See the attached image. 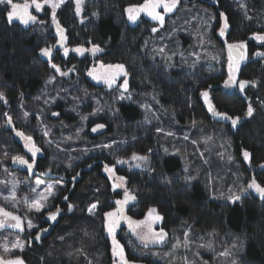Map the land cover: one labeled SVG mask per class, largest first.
<instances>
[{
  "label": "trees",
  "instance_id": "obj_1",
  "mask_svg": "<svg viewBox=\"0 0 264 264\" xmlns=\"http://www.w3.org/2000/svg\"><path fill=\"white\" fill-rule=\"evenodd\" d=\"M31 1L12 0L20 5ZM143 3L144 0H82L77 14L76 0H68L56 14L66 47L48 58L41 50H52L58 42L50 20L51 10L47 8L45 13L35 16L34 22L23 24L17 18L9 22L11 5L0 3L2 164L7 160V146L19 143L18 139V143L9 141L13 132L4 126L8 116L5 113L15 110L13 115L17 114L24 102L36 107L35 99L52 77V83L71 86L69 93L89 89L111 94L110 103L115 108L111 115L106 112L89 122V127L96 122L105 123V135L87 134L92 143L111 139L113 148L89 153L73 164L76 178L67 181V189L58 195V208L63 214L57 226L46 238L37 240L33 233L28 237L31 243L23 254L24 260L27 264L114 263L105 213L116 209V201L125 197L122 198L123 192L112 189L110 178L103 172L105 165H114L135 197L128 207L132 218L142 220L149 209L156 208L162 216L161 228L168 234L187 223L203 233L239 235L243 238L239 264H264V196L250 188L232 202L224 190L232 175H239L244 184L255 179L264 187V42L253 39L254 35H264V0H180L179 10H213L216 24L210 40L218 49L228 51L225 40L230 44H247L248 61L238 69V81L248 82L243 91L239 82L225 85L229 80L227 57L213 60L202 56L198 62L187 53L197 44L185 33L176 35L169 48L172 45V53L178 48L191 58L181 60L177 54L166 57L160 53L152 40L165 30L172 32L170 20L179 11L167 19L163 31L154 34L155 22L143 18L131 24L126 17V9ZM221 13L229 27L224 39L218 36L223 26ZM82 45H95L103 51L95 57H78L73 53L64 56L65 49ZM164 46L167 48L166 43ZM98 61L126 67L128 94H122L118 88L107 90L87 77V71ZM53 64L72 69L70 78L58 77ZM204 92L217 112L240 118L235 126L231 119L228 122L208 110ZM249 105L253 108L251 116L247 115ZM67 107L65 98L58 101L55 110L66 125H76L79 118ZM204 138L211 139L210 146L214 143L212 156L201 141ZM198 141L202 146H195ZM199 148L205 158L199 155ZM245 151L250 154L247 159ZM133 154L147 157L148 163L131 169L126 163ZM118 160L124 163H117ZM58 170L56 173L61 174L66 169ZM93 203L97 207L89 212ZM116 236L130 261L156 264L152 258L134 253L128 241L136 245V240L128 230L123 229Z\"/></svg>",
  "mask_w": 264,
  "mask_h": 264
},
{
  "label": "rangeland",
  "instance_id": "obj_2",
  "mask_svg": "<svg viewBox=\"0 0 264 264\" xmlns=\"http://www.w3.org/2000/svg\"><path fill=\"white\" fill-rule=\"evenodd\" d=\"M67 1L68 0H65V2L55 10V14H57V11L65 5ZM37 2L42 6L40 10L36 9L35 5L32 4V1L26 2L30 5L29 13L38 17L37 15L45 13V10L49 8L51 10L50 20L53 22V10L51 5L49 3H45V0H37ZM180 5V0H178L176 8L169 13H163V8L157 9V11H160L164 15V23L162 25L143 12L139 14L135 22L128 19L127 11L126 17L131 24H137L143 18L155 22L157 25L154 27L156 31H153L154 28L152 29L155 34L161 30L163 31L167 19L174 15L176 11H179L176 16L177 18L175 17L173 20H170V24L173 29L172 32L165 30L160 33L161 36L157 37V35L155 39L152 40L153 46L158 48L159 52L164 54V56L169 57L171 55L173 57L177 54L181 60H188L191 58L189 55H192L198 62H200V60L203 59L202 56L215 60L223 55L224 57H227V67L229 69V52L218 49V47L214 46L210 40L211 30L216 24V17L213 10L209 8L205 9L203 7L179 10ZM192 11L194 12L193 14ZM189 15H191V19L187 20ZM223 27L224 19L222 28ZM54 28V31L56 32V26H54ZM221 29L218 31V36L221 39H224L227 35L229 27L224 30L223 36L220 35ZM179 33L187 34L193 38L197 44L194 49H188L187 53L189 55L184 52H180L178 48L174 53H172L170 50L173 47L172 45L169 48L170 44L173 43V39H175L176 35ZM256 36L257 35H254L253 39H256ZM257 40L259 42H264L259 39ZM165 43L169 50L165 48ZM244 45L245 47L243 49L246 51V57L240 67L245 64L249 58L247 44L244 43ZM94 47L98 46L82 45L67 48V54L64 53V56H68L73 53L78 57H85L87 55L95 57L103 50L99 47L101 49L100 51L93 52L92 49ZM76 49H85L86 51L81 54L76 51ZM102 65L103 67H101ZM109 65L121 64H105L98 61L87 71V77L94 83L104 86L107 90L118 88L122 94H128V88L125 89L123 87L125 79L127 80V76H124L123 74L119 75L111 86L104 82V77H107L117 71L115 68H109ZM124 68L127 72L125 66ZM89 72H91L92 75H89ZM238 72L239 71H237V74L235 75L236 83L234 85H238L239 82ZM61 73H66V75H62ZM72 73V69L65 70L64 68H60V72H57L58 77L64 79L70 78ZM94 76L97 77V79H94ZM50 81L51 83L48 82L35 99L33 105L36 107H33L32 103L28 104L27 102H24L20 104L17 109V114L13 115L15 110L7 113V121L10 117L12 124H14L15 127H17L25 136H31L36 147L40 149L34 158L35 162L33 163L31 153L24 147L25 141L21 138L18 143L14 133L10 135L9 141L12 140L13 142L15 140L18 145L14 144L15 146L12 147L7 146V160H4L5 162L3 164L0 162V208H3L22 218L24 226L29 232V237L32 233L38 231L39 222L45 213L51 209L60 207L58 195L61 191L67 189V183L69 182L50 178V175L54 174L66 176V173H69V176L67 175V177L76 178L72 169L73 164L80 162L81 159L88 156L89 153H100L109 148H113L114 144V141L107 138L101 139L97 143H92L87 138V134L93 126L89 127V122L91 120L97 119L99 115L103 113L104 115L107 113H110L111 115L115 112V108L111 105L112 102L110 103L111 94L89 89L72 90V92L69 93L68 88L72 89L71 86L67 84L62 85L58 82L52 83L54 81L53 77L50 78ZM75 91H78V93L80 92L79 95ZM65 98L68 102L66 110L75 113L79 118V122L76 125L69 126L60 119L54 120L51 118L52 114L56 112L55 107L57 106L58 101ZM68 98H70V100H68ZM7 121L4 122V126L9 127ZM184 136L187 138L188 132L185 133ZM201 141L204 147L207 148V152L212 156L214 143L210 146V138H204ZM202 143L198 141L195 143V146H202ZM105 145H108V147H105ZM199 151L201 152L199 155L202 158H205L204 151L201 150V148H199ZM16 156H23L25 159L29 160V163H33L32 170L29 171L26 165L14 162L13 157ZM147 163V159H129L126 164L133 169L141 167ZM105 166L103 168V172L110 178L112 189L114 191L123 192V198L125 196V189H127V191L130 190L128 188L127 180L125 179L124 181H120L117 179V177H121V175L117 173L116 166H108L109 168L114 169V175L106 172ZM59 168H64L66 170L61 174H57L56 172L59 171ZM231 177L230 180L226 182L224 190L229 195L230 200L235 202L240 199L241 195H245L251 190L248 187V184L251 183V181H245L246 184H244V179L239 175H232ZM38 181H40V183H37ZM49 185L54 186L53 191L55 195L49 196L46 201L42 202L45 204V207L42 208L40 212L35 211V209H30L31 202L37 199L38 194L44 193L47 195L46 188ZM114 185L121 186L114 187ZM5 197L8 199H5ZM236 197H239V199H235ZM63 199L65 200V198ZM156 215L160 216L161 219L154 220L153 217ZM142 221H145V223L135 228L134 234H131L136 240V245L132 244L130 241H128V243L133 245V251L136 255L152 258L156 264H239V258L242 253L241 245L243 244V238L239 235L219 232L203 233L195 231L192 226L187 223H183L178 229L174 230L171 234H168L161 228L162 216L157 209L156 212L152 214V217H149L148 211ZM9 222L15 224V220H9ZM29 223L34 225V227L30 228L28 226ZM149 223L152 226V233H149L147 226ZM161 230L165 233L163 242H154L158 240V234ZM153 233L156 235H153ZM123 235L126 238L128 237V234L126 233ZM116 239L122 245L117 236ZM29 243H31V241L28 238L26 239V237L20 235L16 231L4 229L0 230V258L9 260L19 257L22 259L23 264H27L24 260L23 254L29 248ZM17 244L22 246V250L20 247H14V245ZM5 246L9 249L7 252L4 250ZM124 257L129 264H144L141 262L130 261L125 252V248ZM113 260H115V264H120L118 257H113Z\"/></svg>",
  "mask_w": 264,
  "mask_h": 264
},
{
  "label": "snow or ice",
  "instance_id": "obj_3",
  "mask_svg": "<svg viewBox=\"0 0 264 264\" xmlns=\"http://www.w3.org/2000/svg\"><path fill=\"white\" fill-rule=\"evenodd\" d=\"M5 2H7L9 5H11V11L8 12L9 22H11L14 18L19 19L21 21V23H23V24H28L30 21L34 22L36 20V17L30 15L28 12V9L30 7V5L28 3L20 5V4L13 3L12 0H0V3H5ZM64 2H65V0H45V3H49L51 5V8L53 10L52 11L53 23L56 24L57 32L61 36V39L64 38V30L61 28L59 22L56 20L55 10L57 8H59L60 5L63 4ZM81 2H82V0H76V13L77 14H79V12L81 11V8H80ZM177 3H178V0H144L143 4H140L137 6H130L128 9H126V11L128 12V19L133 21V22H135L139 16V14L141 12H143V13H146L147 15L151 16V18L153 20L158 21L162 25L164 23V15L160 11H157V9L163 8V13H169V12H172L176 8ZM32 4L35 5L37 10H40L42 7L41 4L37 2V0H32ZM221 16L224 19V27L221 29L220 35L223 36L224 30L228 27V24H227V18L224 17L223 13H221ZM153 31H156V29L154 28ZM256 39L264 41V35H257ZM244 47H245V45L243 42L228 45V48H229V80L225 82L226 86H229V85L236 83L235 72L238 71L239 61L244 59L243 52L240 51ZM233 49H236L238 51V56H237V59L235 61H233V55H232ZM100 50L101 49L99 47H94L92 49L93 52H97ZM76 51L83 54V52L86 50L85 49H76ZM41 52L45 56L51 55V49H48V48L42 49ZM65 54H67V49H65ZM52 67L57 72H60V68L57 65L53 64ZM101 67H103V65ZM108 67L117 69V71L115 73H112V74L108 75L107 77H104V82L107 83L109 86H111V84L115 82L116 78L119 75L123 74L124 76H127V72L125 71L124 65H122V64L121 65H109ZM61 74L66 75V73H61ZM89 75H92V73L89 72ZM93 78L97 79V77H95V76ZM247 83H248L247 81H240L239 82V87H240L241 91L244 90V87ZM127 84H128V81L125 79L124 84H123V87L125 89H127ZM202 95L205 98V102L208 104V110L210 112H212V114L214 116H220L226 120L231 119L233 126H235L237 124L238 120L240 119L239 117L233 119V118L227 116V114H225V113L217 112L215 109V106L208 99V93L204 92V93H202ZM0 99H4V94L2 92H0ZM5 103H6V100H5ZM252 114H253V108L251 107V105H249V107L247 109V115L251 116ZM5 115H7V114L5 113ZM53 115H58V114L53 113ZM7 122L9 124H11L12 121H11L10 117L8 118ZM102 127H104V126L103 125H97L96 128H93V131L95 132L98 128H102ZM16 135L20 136L25 141L24 147L28 150V152L31 153V158H33V163H34L35 162L34 158L36 157V155L40 151V149L38 147H36L35 143L33 142V138L31 136H25L22 132H17ZM105 147H108V145H105ZM249 155L250 154L247 151L244 152V157L246 159L249 157ZM132 159L133 160H146L147 157L137 156L136 154H133ZM13 160H14V162H17L21 165H26L27 169L29 171H31L33 168V163H29V160L25 159L23 156L13 157ZM117 163L122 164V163H124V161L118 160ZM105 171L114 175V169L113 168H109L108 166H105ZM117 179L120 181L125 180V178L122 176L117 177ZM37 183H40V181H38ZM120 186L121 185H114V187H120ZM53 187H54L53 185L47 186V188H46L47 195H45L44 193L38 194L37 199H35L31 202L30 209H35V211L40 212L41 209L45 207V204L42 202L46 201L49 196L55 195V193L53 191ZM248 187L254 188L257 192H259L262 196H264V187H262L260 184H257L255 179H253L251 181V183L248 184ZM5 199H8V198L5 197ZM13 199H14V197H13ZM66 199H67V197H65V200ZM129 199H135V197L130 196L127 189H125L124 200L123 201H119V200L116 201L117 205H119L120 207H118L115 212L105 213V217H106V225L105 226L107 228L108 234L112 237V254H113V257L119 258L120 264H128V261L124 257V248L119 243V241L116 239V231L115 230L117 227H119L121 219L128 221L129 228L133 232L135 231L134 226L138 227V226L145 223V221H132L130 217H125L123 215V205L126 204ZM235 199H239V197H236ZM68 207H69V210H71L72 206L69 205ZM96 207H97V205L95 203L90 205L89 212H92ZM59 212H60L59 208H57L55 212H49L48 218L50 220H55L57 215L59 214ZM155 212H156V209H154V208L149 209V217H152V214ZM0 214H2L6 218H11L12 220L16 221L15 224L11 225L12 227H15V228L21 227L20 217L14 216L12 213L6 212L2 208H0ZM153 219L154 220H160L161 217L156 215L155 217H153ZM4 226H5V220H0V228H2ZM28 226L30 228L34 227V225H32L31 223H29ZM147 226L149 229V233H152L151 224L149 223ZM42 231H47V229H43ZM153 235H156V234L153 233ZM164 236H165V233L163 232V230H161V232L158 234V240L154 241V242H163ZM35 239L39 240L40 236L37 235L35 237ZM14 247H20L22 250V246L19 244L14 245ZM4 250H5V252H7L9 249L7 248V246H5ZM0 264H23V261L19 257L15 258V259H9V260H4V259L0 258ZM114 264H115V260H114Z\"/></svg>",
  "mask_w": 264,
  "mask_h": 264
},
{
  "label": "water",
  "instance_id": "obj_4",
  "mask_svg": "<svg viewBox=\"0 0 264 264\" xmlns=\"http://www.w3.org/2000/svg\"><path fill=\"white\" fill-rule=\"evenodd\" d=\"M29 11H30V7H29V9H28V12H29ZM29 14H30V13H29ZM30 15L35 16V15H33V14H30ZM53 26H56V24L53 23ZM61 28H62V27H61ZM62 29H63V28H62ZM56 32H57V27H56ZM57 35H58V42H57V44L55 45V47L51 50V54H52L55 50H60V49L66 47V38H65V36H64L63 39H61V36L58 34V32H57ZM224 42H225V44H226V48H227V50H228V52H229L228 45H229L230 43H228L226 40H225ZM240 51L243 52L244 59H242V60L239 61V67H240L241 63L245 60V57H246V51H245L244 49H242V50H240ZM232 55H233V61H235V60L237 59V56H238V51H237L236 49H233V50H232ZM50 56H51V55H50ZM50 56H45V55H44L45 58H48V57H50ZM238 69H239V68H238ZM236 72H237V71H236ZM236 72H235V73H236ZM54 113H57L58 115H53V114H52V116H51L52 119H54V120H58V119L61 118V114H60L59 111H56V112H54ZM227 121L229 122L230 119H227ZM97 125H103L104 127H102V128H98V129L94 132V131H93V128H96ZM8 126H9L12 130H14V127L12 126V123H11V124L8 123ZM107 130H108V128H107V125H106L105 123L97 122L96 124H94V125L91 127V129H90V134H91L93 137H100V136L105 135L106 132H107ZM62 178L64 179V177H62ZM128 193H129L130 196H132V194H131V192H130L129 190H128ZM123 200H124V198H123L122 200H120V201H123ZM133 200H134V199H129L128 202H127L126 204L123 205V215H124L125 217H130L132 221H142V220H136V219L132 218V217L128 214V207H129L130 204L133 202ZM117 206L120 207L119 205H117ZM118 207H117V208H118ZM117 208L114 209V210L111 211V212H115V211L117 210ZM62 214H63V212L60 211L59 214L57 215V217H56L55 220H49V218H48V220L51 221L52 223H54V226H55V225L57 224V222H58L57 218H58L59 216H61ZM14 216H15V215H14ZM20 224H21V227H20V228H15V227H14V230L17 231L18 233H22V232L24 231V229H23V227H22V222H21V220H20ZM105 225H106V221H105ZM134 227L137 228L136 226H134ZM54 229H55V227H49V228H47V231H41L40 234H39L40 238H44V237H46V236H49V235L54 231ZM106 229H107V228H106ZM123 229H127L128 232H129L130 234H134V232L129 228L128 221H127V220H124V219H121L120 224H119V227H117L116 230H115V231H116V234L120 233ZM128 264H129V262H128Z\"/></svg>",
  "mask_w": 264,
  "mask_h": 264
},
{
  "label": "flooded vegetation",
  "instance_id": "obj_5",
  "mask_svg": "<svg viewBox=\"0 0 264 264\" xmlns=\"http://www.w3.org/2000/svg\"><path fill=\"white\" fill-rule=\"evenodd\" d=\"M32 14V13H31ZM56 51V50H55ZM12 123V122H11ZM12 126L14 127V130H12L10 127H9V129L10 130H12V132L15 134V137L19 140V142H20V140H21V137L20 136H17L16 135V133L17 132H20V130H18L16 127H15V125L14 124H12ZM23 171H25V170H23ZM62 177H64V179L62 178ZM50 178H53V179H59V180H62V181H65V182H67V181H70V177H67V176H59V175H54V174H52V175H50ZM3 209V208H2ZM57 209V208H56ZM56 209H51L50 211H48L47 213H45L42 217H41V221L39 222V229H38V231L37 232H35V233H33L34 234V238L37 236V235H39L40 234V232L43 230V229H47V228H49V227H56L57 226V224H58V222H59V219H60V217L61 216H59L58 218H57V220H58V222H57V224L54 226V223H52L51 221H49L48 220V213L49 212H55L56 211ZM5 210V209H4ZM6 212H9V211H7V210H5ZM60 211H62V210H60ZM14 215V214H13ZM16 216V215H15ZM0 220H5V226L4 227H2V228H0V230H12V231H15L14 230V227H12L11 225H13L12 223H10L9 222V220H12L11 218H6V217H4L2 214H0ZM20 220H21V222H22V227H23V229H24V231L22 232V233H19L20 235H23L24 237H26V239L29 237V232L26 230V228H25V226H24V223H23V220H22V218H20ZM15 223H16V221H15ZM17 232V231H16ZM50 236V235H49ZM46 237H48V236H46ZM46 237H44V238H46ZM40 239H43V238H40Z\"/></svg>",
  "mask_w": 264,
  "mask_h": 264
}]
</instances>
